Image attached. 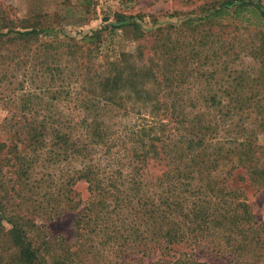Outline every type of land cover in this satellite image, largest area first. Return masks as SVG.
<instances>
[{"label": "trees", "instance_id": "trees-1", "mask_svg": "<svg viewBox=\"0 0 264 264\" xmlns=\"http://www.w3.org/2000/svg\"><path fill=\"white\" fill-rule=\"evenodd\" d=\"M202 12L149 31L148 52L105 60L102 30L77 40L38 20L0 19L10 136L0 143V242L13 247L0 264H83L85 250L97 264L126 255L205 264L198 249L260 263L264 222L229 179L241 170L242 182L264 184V0H212ZM231 26L254 35L228 40ZM3 167L16 170L25 214ZM29 203L42 218L73 213L77 242L43 237Z\"/></svg>", "mask_w": 264, "mask_h": 264}, {"label": "rangeland", "instance_id": "rangeland-1", "mask_svg": "<svg viewBox=\"0 0 264 264\" xmlns=\"http://www.w3.org/2000/svg\"><path fill=\"white\" fill-rule=\"evenodd\" d=\"M208 2H212V0H0V19L3 20L4 24L11 27H26L27 24H24L22 21L27 19L32 21L38 20V27L64 31L70 37L77 40H80L82 36L92 31L102 30L104 42L99 55L100 59L98 60H105L108 57L116 59L121 51L133 52L138 46H144L145 49H148L153 43V37L149 31L152 32L156 28L172 24L178 25L186 17L200 16L203 14L202 7ZM140 17L141 20H139ZM119 19L125 21L122 23L118 21ZM135 22L138 24V31H136ZM205 29H209V26ZM213 31L216 32L218 29ZM223 31L224 33L227 32L226 35L228 36L225 37L228 40L236 38V42L241 41L239 39L241 37L251 40V37L254 35L253 29L245 30L238 26H231L223 29ZM144 33L145 35L143 36ZM147 49L146 51L148 52ZM2 67L0 64V69ZM4 85L5 83L2 81L0 84V143L9 142L10 140L8 139L10 136L3 130L5 118L8 115V110L5 108L4 101L2 100L6 94ZM261 144L264 147V135L261 136ZM7 149L8 147L5 148V151L0 152V168L2 167ZM1 171L3 174H8L9 183L7 190L9 191V196L12 197L15 211L25 214L27 212L25 208L27 204L25 201L17 198L20 188L13 183L17 177L16 170L10 167H3ZM41 171L43 170H36V173ZM225 171L227 172V170ZM48 172L53 174V170H48ZM234 174L229 179L230 184L233 187H241L246 192L248 202L256 219L260 223L264 222V184L259 188L250 186V182L244 183L240 180V177L243 175L241 170ZM48 180L51 179L48 178ZM45 185L48 186V189L54 191V187L51 188L48 182ZM78 190L82 192L84 197L87 196L84 183L79 184ZM35 198L33 197V201ZM30 203L28 206L30 207L28 217L34 219L37 225L42 227L41 235L43 237L45 236L48 241L54 242L63 240L64 243L70 245L77 242L73 213H64L55 219L42 218L35 212L33 207L31 208ZM3 225L6 229L10 228L6 223ZM12 248L9 238H5L0 242V252L7 262H10L8 259L10 258ZM74 249L76 251V248ZM179 251L182 252L181 249ZM187 251L191 252L190 250ZM193 253L197 261L205 264H229L224 257L211 254V252H207L205 249H198L193 251ZM85 254L86 250L79 255V260L81 258L83 264H97L95 262L98 258L94 259V256H86ZM112 260H114L113 257ZM260 260L259 264H264V257ZM100 264L106 263L101 260ZM120 264L164 263L158 255L148 257H141L140 255L127 257L126 255L120 261Z\"/></svg>", "mask_w": 264, "mask_h": 264}]
</instances>
